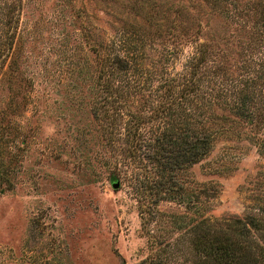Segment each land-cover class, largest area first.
<instances>
[{
    "label": "trees",
    "instance_id": "16d2710c",
    "mask_svg": "<svg viewBox=\"0 0 264 264\" xmlns=\"http://www.w3.org/2000/svg\"><path fill=\"white\" fill-rule=\"evenodd\" d=\"M22 6L0 0V74ZM108 13V38L81 30L94 51L90 114L113 156L111 183L133 178L139 196L146 252L134 264H264V183L242 214L210 216L217 188L187 177L232 121L249 127L264 155V0H112ZM211 17L235 22L239 50L228 53L203 28ZM189 43L172 73L169 56Z\"/></svg>",
    "mask_w": 264,
    "mask_h": 264
},
{
    "label": "rangeland",
    "instance_id": "374dc122",
    "mask_svg": "<svg viewBox=\"0 0 264 264\" xmlns=\"http://www.w3.org/2000/svg\"><path fill=\"white\" fill-rule=\"evenodd\" d=\"M111 5L23 0L0 74V264H134L146 252L135 180L112 186L113 156L90 114L96 70L81 27L108 38ZM203 28L228 53L239 50L235 22L211 17ZM194 46L169 56L172 73ZM226 128L187 173L217 188L205 202L210 216L242 214L264 183V155L249 127L232 121ZM159 208L178 206L162 201Z\"/></svg>",
    "mask_w": 264,
    "mask_h": 264
},
{
    "label": "water",
    "instance_id": "95a60500",
    "mask_svg": "<svg viewBox=\"0 0 264 264\" xmlns=\"http://www.w3.org/2000/svg\"><path fill=\"white\" fill-rule=\"evenodd\" d=\"M113 187H118V183L117 182H115V183H113V185H112Z\"/></svg>",
    "mask_w": 264,
    "mask_h": 264
}]
</instances>
